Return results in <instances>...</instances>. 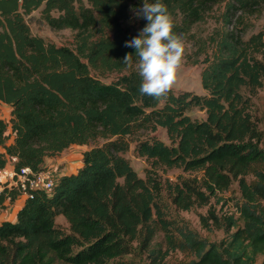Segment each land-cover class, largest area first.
<instances>
[{
  "label": "trees",
  "instance_id": "1",
  "mask_svg": "<svg viewBox=\"0 0 264 264\" xmlns=\"http://www.w3.org/2000/svg\"><path fill=\"white\" fill-rule=\"evenodd\" d=\"M162 2L173 32L192 41L194 26L224 5L221 25L199 38L204 94L171 89L157 100L140 93L136 49L124 45L140 33L129 21L143 0H0V112H10L0 114V168L17 156V169L39 171L48 156L87 146L77 172L60 176L51 193L26 198L15 220H0V264H126L124 255L150 248L157 226L168 233L164 184L152 168L138 174L125 155L133 145L155 168L200 174L167 182L181 210L209 205L239 183L243 223L233 214L222 222L211 204L202 221L226 225L228 237L210 242L185 227L183 245L196 256L185 264H264V149L252 113L264 86V28L248 34L264 0ZM40 8L52 28L75 32V47L32 33L26 16ZM129 52L132 66L122 61ZM112 72L120 75L100 78ZM193 107L206 118H192Z\"/></svg>",
  "mask_w": 264,
  "mask_h": 264
},
{
  "label": "rangeland",
  "instance_id": "2",
  "mask_svg": "<svg viewBox=\"0 0 264 264\" xmlns=\"http://www.w3.org/2000/svg\"><path fill=\"white\" fill-rule=\"evenodd\" d=\"M223 10L224 5L215 7L214 10L206 16L204 21L199 22L194 26L193 32L196 34L195 41L190 39L183 40L185 43V54L178 69L176 81L172 87L176 93L186 90H191L199 94L206 93L203 89L201 80V74L205 64L201 61L204 58V55H200L201 48L199 46V38L205 39L215 28H218L221 25L218 16ZM131 14L132 16L129 21L130 25L133 26L135 30L140 31L141 21L143 19L136 17L133 11ZM26 20L30 25L32 33L42 36L47 42L55 43L56 45L75 47V32L69 28H52L41 16V8L27 15ZM252 21L253 25L248 34L264 28V11L259 18L253 19ZM119 75L120 74L117 72H112L105 76H101L100 78L104 82H111ZM188 113L192 118L199 120L206 118L205 109L200 107H193ZM252 113L262 132L260 146L264 149V86L259 88L257 93L252 97ZM0 114L1 116L8 117L10 112L8 109H1ZM157 135L166 142H169L165 129L159 128ZM133 148L134 145L125 155L129 158L138 174L145 177L147 171L152 168L158 172V175L164 184L162 200L163 205L165 206L164 208H166L164 213L167 218L166 220L170 223V229L167 233L157 226L155 238L150 248H137L132 253L124 255L122 259L126 264H185L196 258L194 251L183 245L181 230L185 227L196 232L199 237L210 242L219 243L222 240H226L228 237L226 225L219 226L213 224V221L211 220L209 223L211 225L208 226L205 221H202L201 219V216L208 214V207L211 204L212 207L214 206L218 211V215L222 222L225 221L223 217L224 214H233L238 219L239 224L243 223L239 210L243 198L238 181L234 180L228 190L218 192L216 196H213L210 201L211 204L206 206H195L189 210H181L171 202V197L166 190L167 182L177 181L180 176L200 177V174L185 172L181 168H155L150 165V162L146 158L138 156ZM75 172H77V170ZM253 179L254 176L250 174L248 180L252 181ZM56 222L65 229L69 227L67 220L63 216H58ZM161 252L167 253L162 257Z\"/></svg>",
  "mask_w": 264,
  "mask_h": 264
},
{
  "label": "clouds",
  "instance_id": "3",
  "mask_svg": "<svg viewBox=\"0 0 264 264\" xmlns=\"http://www.w3.org/2000/svg\"><path fill=\"white\" fill-rule=\"evenodd\" d=\"M132 11L148 23L124 46L136 49L138 62L135 67L142 77L140 93L159 100L167 95L176 81L185 54V43L173 32L168 8L162 0H143L142 7ZM132 58L133 53L129 52L122 61L132 66Z\"/></svg>",
  "mask_w": 264,
  "mask_h": 264
},
{
  "label": "built area",
  "instance_id": "4",
  "mask_svg": "<svg viewBox=\"0 0 264 264\" xmlns=\"http://www.w3.org/2000/svg\"><path fill=\"white\" fill-rule=\"evenodd\" d=\"M17 160V156H12L8 163L0 168V196L5 195L6 199L10 200L11 194L15 192L16 198H33L37 191H53L59 178L56 169L50 166H44L39 171H34L28 166L17 169Z\"/></svg>",
  "mask_w": 264,
  "mask_h": 264
},
{
  "label": "crops",
  "instance_id": "5",
  "mask_svg": "<svg viewBox=\"0 0 264 264\" xmlns=\"http://www.w3.org/2000/svg\"><path fill=\"white\" fill-rule=\"evenodd\" d=\"M2 109H8V107ZM86 148L85 145H71L55 155L48 156L43 163V167L50 166L56 169L58 177L75 172L83 164L82 153ZM25 200L26 198L23 196L17 197L13 201L5 199L3 205H0V220H15Z\"/></svg>",
  "mask_w": 264,
  "mask_h": 264
}]
</instances>
